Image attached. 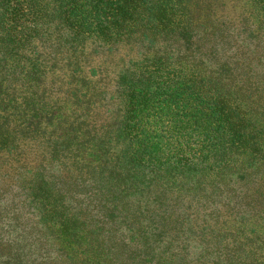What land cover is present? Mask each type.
<instances>
[{"label":"trees","instance_id":"trees-1","mask_svg":"<svg viewBox=\"0 0 264 264\" xmlns=\"http://www.w3.org/2000/svg\"><path fill=\"white\" fill-rule=\"evenodd\" d=\"M0 177L40 203L41 264H162L184 229L193 264H264L263 6L0 0Z\"/></svg>","mask_w":264,"mask_h":264},{"label":"rangeland","instance_id":"rangeland-1","mask_svg":"<svg viewBox=\"0 0 264 264\" xmlns=\"http://www.w3.org/2000/svg\"><path fill=\"white\" fill-rule=\"evenodd\" d=\"M259 2L264 11V0ZM19 7L8 9V23H17L25 17L20 18ZM68 23L70 27L74 25L70 17ZM21 182L0 177V264H41L47 255H58L46 227V216L41 217L39 212V201L35 198L31 201L26 194H21ZM24 197L23 203L20 200ZM257 233L262 236L263 232ZM154 234L151 231L148 236ZM198 239L190 229L164 233L154 244V254L163 255L162 264H193L197 258L213 259L216 254L206 252Z\"/></svg>","mask_w":264,"mask_h":264}]
</instances>
